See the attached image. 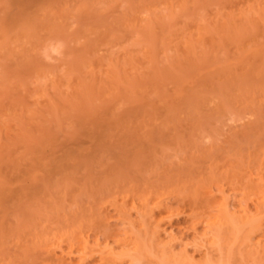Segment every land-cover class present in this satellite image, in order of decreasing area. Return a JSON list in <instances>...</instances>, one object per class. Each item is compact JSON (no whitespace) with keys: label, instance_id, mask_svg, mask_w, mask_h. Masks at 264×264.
Instances as JSON below:
<instances>
[{"label":"rangeland","instance_id":"374dc122","mask_svg":"<svg viewBox=\"0 0 264 264\" xmlns=\"http://www.w3.org/2000/svg\"><path fill=\"white\" fill-rule=\"evenodd\" d=\"M247 184L264 196V0H0V264H100L61 249L127 237L117 207L136 220L132 197L150 186L179 212L156 214L160 238L217 263L184 208L227 196L243 214ZM259 234L229 238L227 262L262 264ZM53 241L60 261L45 258ZM155 254L141 264H163Z\"/></svg>","mask_w":264,"mask_h":264},{"label":"bare ground","instance_id":"6f19581e","mask_svg":"<svg viewBox=\"0 0 264 264\" xmlns=\"http://www.w3.org/2000/svg\"><path fill=\"white\" fill-rule=\"evenodd\" d=\"M100 125V124H99ZM262 127V126H261ZM95 128V127H94ZM97 129V128H96ZM95 129V130H96ZM109 131V130H108ZM257 131V130H256ZM91 132V131H90ZM255 133V132H254ZM253 133V134H254ZM259 133V132H258ZM85 134H86V132H85ZM92 134V132L90 133V135ZM248 134H250V133H248ZM247 134V135H248ZM87 135H89V134H87ZM89 135V136H90ZM251 135V134H250ZM96 137V136H95ZM248 136H246V138H247ZM250 137H252V136H250ZM245 138V137H244ZM94 141V140H93ZM92 141V142H93ZM101 141V140H100ZM252 141H253V139L251 140V143H252ZM255 141H258V140H255ZM255 141H253L254 143H255ZM97 144V143H96ZM257 144V143H256ZM249 146V145H248ZM93 148V147H92ZM251 148V147H250ZM256 150V149H255ZM90 151V150H89ZM256 151H258V150H256ZM64 152V151H63ZM247 155H245V157H247L248 156V158H249V156L251 155L252 157H253V154H251V152H250V150H247ZM59 153V152H58ZM87 154H89V153H87ZM95 154V153H94ZM255 154H256V152H255ZM259 156H260V154H258ZM84 156V155H83ZM87 156H89V155H87ZM241 156H242V154H241ZM240 156V157H241ZM257 157V156H256ZM86 158V157H85ZM244 158V157H243ZM84 159V158H83ZM252 159V158H251ZM253 160V159H252ZM254 160H255V158H254ZM253 160V161H254ZM81 161V160H80ZM246 161H248V162H250V160L249 159H247ZM245 161V162H246ZM86 162V161H85ZM239 162V161H238ZM242 162V161H241ZM257 162V161H256ZM55 163V162H54ZM252 163V162H251ZM260 163V162H259ZM236 164H237V162H236ZM241 164V163H240ZM62 169V168H61ZM68 173V172H67ZM71 173V172H70ZM34 177V176H33ZM66 178V177H65ZM68 178V177H67ZM121 178V177H120ZM107 179V178H106ZM31 180V179H30ZM35 181V180H34ZM114 182V181H113ZM115 182H117V181H115ZM122 182V181H121ZM121 182H118V183H121ZM34 183V182H33ZM110 184V183H109ZM252 184V183H251ZM251 184H247L248 185V187L249 188H251L250 187V185ZM256 183H254V185H255ZM203 185V184H202ZM211 185V184H210ZM256 185H258V184H256ZM107 186V185H106ZM115 186V185H114ZM198 186V185H197ZM113 187V186H112ZM120 187H122V186H120ZM119 187V188H120ZM151 187V186H150ZM150 187H148V188H143V191L141 192L142 194H140V195H138V194H134L133 195V197H132V199L133 198H135L136 200H133V205L135 206V208H136V213H137V217H135L136 218V220H134V219H131V218H129V213H128V211L127 210H129V208L127 209V210H125V206H124V204H125V202H126V199H124L121 203H120V205H118V207H117V211H118V214H119V216H120V218H121V220H122V223L124 224V228H128L129 230H130V232L129 231H127V230H125L126 232H129V233H126V236L128 237H119V238H115V239H113L112 240V244L111 245H109L108 243L106 244V245H104V244H102V245H104V246H100L99 245V241L97 242V241H95L94 243L92 242L91 243V241L89 240V238L87 237V236H80V235H78V237H76L75 235H73L72 237H73V240H72V237L70 238V241H69V243L67 244V246L66 245H64V247H65V250L64 249H61V248H59L60 246H62L61 245V241L59 242V243H55V241H53V244L52 243H50V244H52L51 245V247L49 248L48 247V249L46 248L45 250L48 252V254L47 253H45L48 257H45V258H49V260H55L54 258H56V257H58L59 258V255H57L56 256V249H57V247L59 248V249H61V251L62 252H64L63 254H66V256H71L72 257V255L74 254L75 256H77L79 259H80V261L81 260H83L84 261V259H87L88 257L90 258V256H91V254L94 252L95 253V251H97V253H99L100 254V264H118L119 262V260H120V255L121 254H126V255H129V256H131V260H132V262H134L135 264H141V262H142V260H143V256L144 257H146V256H148L149 254H150V256H151V252H152V254L154 255L155 253H157V255L159 254V258H161L162 259V263H163V260H164V263L163 264H167L168 262L169 263H171V264H190V260H188V259H185V258H183V259H181L182 257H178L177 256V253H175L174 252V250L173 249H170L171 247H170V243L172 244V240H170V241H166V240H168V239H161L160 238V221H161V219L162 218H158V217H156V214L158 215L160 212L163 214L164 212H162V211H166V209L164 208L163 210L161 209V206L163 207V205L165 204L164 202H166V201H162L161 199H164V198H160L157 194H156V189H152V187L150 188ZM185 187V186H184ZM193 187V186H192ZM206 187V186H205ZM248 188V189H249ZM107 189V188H106ZM105 188H104V190H106ZM207 189V188H206ZM252 189V188H251ZM103 190V189H102ZM116 190V189H115ZM155 190V191H154ZM180 190V189H179ZM178 190V191H179ZM186 190V189H185ZM184 190V192H182V191H180V194H182L183 196H184V198L183 199H181L178 195V197H179V199H181V200H178V202L179 201H182V200H185V201H187V200H190V196H192L193 194H191V193H193L194 192V194L196 193V190H194V191H189L188 189V191H185ZM201 190V189H200ZM253 191H251V194L253 193V194H255L254 196H255V198H254V196H253V198L256 200H254L253 202L255 203V207H254V209H248L247 210V207L248 206H244V208H246V209H244V213L242 214V212L239 214V212H240V209H239V212H237V211H230L229 210V206H227L228 205V199H227V196L225 197V196H223V200H221V201H219V200H216L215 202L216 203H213V204H215L216 205V214H217V212H218V214L217 215H215L216 216V218H214L213 217V219H212V216L211 215H213L214 216V214L209 210V207H210V205L212 204L211 202H210V200L212 201V198L210 199L209 197H207V196H205L204 198V200L203 199H201L200 200V195H198L197 197L199 198V200L201 201V203H196L197 201H198V199H197V197H195L194 196V198L192 197L191 198V202L190 201H188L189 203L188 204H186L187 205V207L186 208H184V212L186 211V214L185 215H187L188 216V219H186V220H189V218H190V221H191V224L192 223H194L196 220H199L200 222H202V223H200V222H198L199 224H203V227H204V223L206 224V228L204 227L203 229L201 228V230L202 231H198V232H196L197 234L196 235H199V238L197 239V240H199L198 242H205V246L207 245L209 248L210 247H212L214 250H215V248H217V252L218 253H220L219 255H221V256H218V261H217V263L216 262H212V261H210V260H208L209 259V257H210V259H211V257L212 258H214L215 256L214 255H204V260H205V262H203L202 264H208L207 262H209L210 264H227L228 262L230 263V255H229V253H230V247L227 245L228 244V240H229V238L231 239V237H237L238 235H240V233H242V237L243 236H245L246 238H242V240H244V239H247V238H249L250 239V236H251V234L252 233H255L257 230L259 231V239H261L260 241L262 242V244H263V242H264V221H263V219L261 218V212L262 211H264V196L263 195H260L261 193H260V191H259V189L257 188V186H256V188L255 187H253V189H252ZM101 191V190H100ZM110 191H112V190H110ZM204 191H205V189H204ZM204 191H203V193H202V197H203V194H204ZM257 191H259V193L260 194H258V192ZM108 192V191H107ZM113 192V191H112ZM138 192V191H137ZM158 192V191H157ZM182 192V193H181ZM187 192V194H185L184 195V193H186ZM199 192V189H197V193ZM208 192V191H207ZM210 192V191H209ZM262 192V191H261ZM110 193V192H109ZM140 193V192H139ZM190 193V194H189ZM200 193V192H199ZM201 194V193H200ZM206 194V193H205ZM252 194V195H253ZM136 195V196H135ZM208 195V194H207ZM177 197V198H178ZM185 197H186V199H185ZM189 197V198H188ZM211 197V196H210ZM221 198V197H220ZM176 199V198H175ZM194 199V200H193ZM197 200V201H196ZM234 200V199H233ZM135 201V202H134ZM185 201H183V207L184 206H186L185 205V203H187V202H185ZM194 201V202H193ZM196 201V202H195ZM203 201V202H202ZM172 202V201H171ZM176 202H177V199H176ZM178 202H177V204H178ZM127 203V202H126ZM181 203V202H180ZM193 203V204H192ZM236 203V202H235ZM172 204V203H171ZM173 204H174V202H173ZM176 204V203H175ZM195 204H197V205H195ZM199 204V205H198ZM116 205V204H115ZM114 205V206H115ZM126 205V204H125ZM233 205V204H232ZM117 206V205H116ZM165 206V205H164ZM127 207V206H126ZM172 208V205L171 206H168L167 208V211H171V210H173V208L172 209H170V208ZM134 208V207H133ZM178 208L179 209H181V207H179L178 206ZM177 208V209H178ZM211 208V207H210ZM162 210V211H159V210ZM170 209V210H169ZM125 210V211H124ZM157 210H158V213H155V211L157 212ZM174 210H175V208H174ZM182 211H183V208L181 209ZM250 210V211H249ZM254 210V211H253ZM166 211V212H167ZM176 211V210H175ZM175 211H174V213L173 214H178L179 212H177V213H175ZM179 211V210H178ZM253 211V212H252ZM125 212H127V213H125ZM181 212V211H180ZM169 213V214H168ZM117 214V215H118ZM125 214V215H124ZM172 213H170V212H167V216L168 217H170V215H171ZM172 214V215H173ZM209 214H211V215H209ZM125 217H124V216ZM159 216V215H158ZM186 216V217H187ZM210 217H211V219H210ZM99 219V223L100 222H104V221H106V218H108L107 216H103V217H98ZM163 218H164V216H163ZM138 219V220H137ZM192 219V220H191ZM95 220V219H94ZM97 220V221H98ZM109 220V219H108ZM193 220H195V221H193ZM187 222V221H186ZM106 223V222H105ZM188 224H189V222H187ZM195 223H197V222H195ZM189 224L190 225V228H191V226L193 227V230H195V225L197 226L198 224ZM103 224V228L104 227H106V226H104L105 224L104 223H102ZM107 224V223H106ZM97 225H99V224H97ZM138 225H139V227H138ZM99 227V226H98ZM102 227V226H101ZM101 227H99V228H101ZM160 227V228H159ZM198 228V227H197ZM196 228V229H197ZM105 229V228H104ZM99 230V229H98ZM119 231V230H118ZM116 233V232H115ZM125 233V232H124ZM131 233L133 234L132 236H131ZM199 233V234H198ZM207 233H208V235H207ZM243 233H244V235H243ZM109 234H112L113 235V233H109ZM168 234V233H167ZM166 234V235H167ZM119 235V234H118ZM109 236V235H108ZM115 236V235H114ZM121 236V235H120ZM134 236V237H133ZM172 235L170 236V239H172V238H174V237H172ZM196 237H198V236H196ZM241 237V236H240ZM113 238V237H112ZM258 238H256V240H257V242H254V240H253V242L254 243H252L253 244V246H254V250L256 251V252H254V253H256V254H258V255H256V256H259V257H257V258H255L256 260L258 259V262H259V258H261L260 259V262H262V264H264V247L263 246H261L262 244H261V242L259 241V239ZM74 239H76V240H74ZM175 239V238H174ZM235 239V238H234ZM252 239V238H251ZM250 239V240H251ZM61 240V239H60ZM71 240H72V242H71ZM95 240V239H94ZM195 240H196V238H195ZM196 240V241H197ZM202 240V241H201ZM255 240V241H256ZM263 240V241H262ZM57 241H59V240H56V242ZM92 241H93V239H92ZM110 241V240H109ZM234 241V240H233ZM245 241V240H244ZM247 241V240H246ZM68 242V241H67ZM66 242V243H67ZM114 242V243H113ZM197 242V243H198ZM208 242V243H207ZM65 243V242H64ZM106 243V242H105ZM207 243V244H206ZM226 244V246H224L223 244ZM230 243H232V242H230ZM243 243V242H242ZM246 243V242H245ZM256 243V244H255ZM203 244V243H202ZM210 246H209V245ZM233 244V243H232ZM250 244V243H249ZM251 244V245H252ZM257 245V248L255 247V245ZM261 244V245H260ZM201 245V244H200ZM204 245V244H203ZM216 247H215V246ZM258 245H260L262 248H260V247H258ZM264 245V244H263ZM50 246V245H49ZM204 246V247H205ZM207 246H206V248H207ZM231 246V245H230ZM63 247V246H62ZM169 247V248H168ZM203 247V246H202ZM215 247V248H214ZM225 247V248H224ZM175 248V247H174ZM237 248V247H236ZM250 248V247H249ZM251 248H252V246H251ZM259 248V249H258ZM204 249V248H203ZM225 249V251L223 252V251H221V250H224ZM232 249V248H231ZM247 250V249H246ZM252 250V249H251ZM45 251V252H46ZM207 251H208V248H207ZM53 252V253H52ZM61 252V253H62ZM154 252V253H153ZM211 252V251H210ZM221 252H222V254H221ZM249 252H251V251H249ZM52 253V254H51ZM57 253H59V252H57ZM93 253V254H94ZM205 253V252H204ZM224 253V254H223ZM236 253V252H235ZM247 253V252H246ZM245 253V254H246ZM253 253V251L251 252V255H254V254H252ZM44 254V255H45ZM92 254V255H93ZM208 254V253H207ZM240 254V253H239ZM250 254V253H249ZM261 254V255H260ZM52 255V256H51ZM53 255H55L54 257H53ZM73 255V256H74ZM156 255V254H155ZM209 256V257H208ZM216 256V257H217ZM238 256V255H237ZM244 256V255H243ZM208 257V258H207ZM240 257H241V255H240ZM252 257V256H251ZM253 257H255V256H253ZM250 258V260L252 259V261L253 260H255L254 258ZM51 258V259H50ZM158 258V259H159ZM206 258V259H205ZM69 259V258H68ZM185 259V260H184ZM241 259V258H240ZM246 259V258H245ZM46 260H48V259H46ZM56 260L58 261V259L56 258ZM61 259L59 258V261H60ZM97 260V259H96ZM247 260V259H246ZM249 260V259H248ZM63 261V260H62ZM65 261V260H64ZM63 261V262H64ZM82 261V262H83ZM87 261V260H86ZM95 261V260H94ZM207 261V262H206ZM228 261V262H227ZM55 262V261H54ZM63 262L62 263H60V264H63ZM67 262H68V260H67ZM79 262V261H78ZM166 262V263H165ZM192 262V261H191ZM202 262V261H201ZM212 262V263H211ZM244 262V261H243ZM258 262H256L255 261V263H258ZM259 262V263H260ZM47 263H50V261L49 262H47ZM68 263H70V262H68ZM193 263V262H192ZM228 263V264H229ZM254 263V262H253ZM44 264V263H43ZM56 264H58L57 262H56ZM91 264H97V263H91ZM196 264V263H195ZM232 264V263H231ZM251 264V263H250ZM261 264V263H260Z\"/></svg>","mask_w":264,"mask_h":264}]
</instances>
